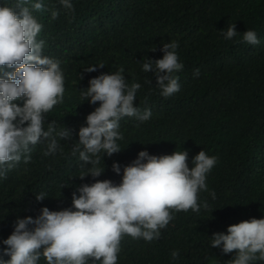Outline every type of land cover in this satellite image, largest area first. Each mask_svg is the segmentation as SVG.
Wrapping results in <instances>:
<instances>
[{
  "label": "trees",
  "instance_id": "obj_1",
  "mask_svg": "<svg viewBox=\"0 0 264 264\" xmlns=\"http://www.w3.org/2000/svg\"><path fill=\"white\" fill-rule=\"evenodd\" d=\"M71 2L69 10L59 0H44L33 15L42 25L37 39L44 41L43 54L59 60L65 75L63 102L44 114L45 130L55 122L57 130L65 127L72 136L57 138L60 149L54 155H45L49 141L42 139L32 146L27 164L22 160L0 180V241L11 234L17 218H35L41 207L67 208L81 184L94 182L91 176L80 178L91 165L71 154L76 133L99 106L81 93L90 79L123 68L129 85H141L134 106L141 112L151 109L152 117L144 123L121 119V151L102 157L98 166L105 170L95 179L118 184L121 176L112 172V163L127 166L143 150L150 155L186 150L191 168L192 158L203 149L217 157V164L207 174L208 191L198 193V202H207L208 208L199 213L171 210L173 219L150 242L125 234L117 264H232L235 253L210 246L211 235L264 217V0ZM53 11L58 12L55 19ZM232 24L237 36L226 40L222 32ZM249 29L259 44L243 41ZM173 40L184 67L176 73L180 91L165 98L153 73L143 72L142 65L146 58H162V44ZM101 63L104 67L85 71ZM41 192L47 197L37 201ZM173 251L178 252L175 260ZM38 264L47 262L41 257Z\"/></svg>",
  "mask_w": 264,
  "mask_h": 264
},
{
  "label": "clouds",
  "instance_id": "obj_2",
  "mask_svg": "<svg viewBox=\"0 0 264 264\" xmlns=\"http://www.w3.org/2000/svg\"><path fill=\"white\" fill-rule=\"evenodd\" d=\"M43 3L0 0V180L6 179L22 160L27 164L32 146L42 139L49 141L45 155H54L60 149L57 138L72 136L65 127L57 130L55 122L49 123L47 130L44 126V114L63 102L65 75L60 61L45 56L44 41L37 39L42 25L33 10L42 9ZM59 3L65 9L73 7L71 0ZM57 15V11L52 12L53 19ZM222 35L226 40L236 37L234 24ZM242 39L252 45L260 43L252 29L244 31ZM178 47L174 40L163 43L162 58H146L142 65L143 72L153 73L165 98L180 91L176 73L184 65L178 61ZM102 67L103 63L94 64L85 71ZM195 75H199V69ZM140 87L139 83H127L123 68L88 81L81 95L89 104L99 102V106L87 115L86 126L76 133L77 143L71 154H78L84 165H91L80 178L91 176L94 182L81 184L67 208L41 207L35 218H17L11 234L0 241L6 246L0 248V264H38L41 257L47 264H89L90 260L93 264H117L125 234L150 242L159 238L160 230L173 219L171 210L199 213L201 208H208L207 202H198V193L208 191L207 174L217 164V157L203 149L192 158L191 168L186 150L164 155L143 150L127 166L112 163V172L121 176L118 184L95 179L105 170V166H98L102 157L121 151V119L135 117L144 123L152 117L151 109L141 112L134 106ZM211 196L215 199V193ZM46 197L41 192L36 200ZM210 238V246L224 254L235 253L232 264L264 260V217L229 225L226 232L213 233ZM171 256L175 260L178 252L173 251Z\"/></svg>",
  "mask_w": 264,
  "mask_h": 264
}]
</instances>
